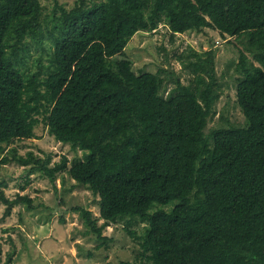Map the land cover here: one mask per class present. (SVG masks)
<instances>
[{
  "label": "trees",
  "instance_id": "1",
  "mask_svg": "<svg viewBox=\"0 0 264 264\" xmlns=\"http://www.w3.org/2000/svg\"><path fill=\"white\" fill-rule=\"evenodd\" d=\"M161 23L171 35L209 27L244 37V124L204 130L219 97L211 48L179 54L192 77L172 78L166 93L160 69L134 70L129 38ZM34 43L47 60L35 69ZM40 123L82 156L52 166L15 148L12 157L53 184L65 171L98 196L97 215L76 207L86 232L106 241V225L137 217L141 264H264V0H76L49 16L40 0H0V143L37 137ZM0 201L34 206L2 190Z\"/></svg>",
  "mask_w": 264,
  "mask_h": 264
},
{
  "label": "rangeland",
  "instance_id": "2",
  "mask_svg": "<svg viewBox=\"0 0 264 264\" xmlns=\"http://www.w3.org/2000/svg\"><path fill=\"white\" fill-rule=\"evenodd\" d=\"M75 1L40 0L43 14L48 16L56 2L70 8ZM240 39L228 34L223 36L217 29L209 27L171 35L167 25L161 23L153 30L136 31L124 49L136 72L161 70L167 81L164 93L174 85L172 78L179 77L183 83H188L192 77L179 54L192 59L188 54L191 49L198 52L213 49L219 97L214 112L207 119L204 129L207 133L213 127L245 122L235 95L238 48L245 44L244 37ZM42 48V43L30 47L26 63L33 69L39 61L47 62ZM35 131L37 137L16 139L7 145L0 143V155L9 157L4 163L0 162V190L10 198L17 194L27 195L34 204L29 207L26 202H20L6 211L5 203L0 201V264H119L122 260L141 264L143 257L139 243L145 222L137 217L126 222L125 217L103 228L102 235L108 237L106 241L97 238L92 231L86 232L76 208L86 207L93 215L98 214V196L91 189L74 182L65 171L55 173L53 184L40 170L28 173V165L12 157L10 150L15 148L16 155L24 157L29 152L41 159L50 156L47 165L52 166L63 154L67 156L68 164L71 159L82 156L68 143L57 140L42 123Z\"/></svg>",
  "mask_w": 264,
  "mask_h": 264
}]
</instances>
